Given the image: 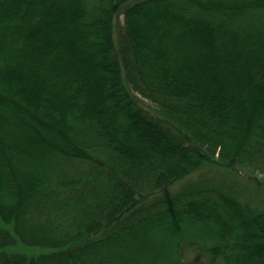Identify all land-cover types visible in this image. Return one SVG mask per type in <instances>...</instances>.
Wrapping results in <instances>:
<instances>
[{"label": "trees", "instance_id": "trees-1", "mask_svg": "<svg viewBox=\"0 0 264 264\" xmlns=\"http://www.w3.org/2000/svg\"><path fill=\"white\" fill-rule=\"evenodd\" d=\"M232 175L264 190V0H0V264H264Z\"/></svg>", "mask_w": 264, "mask_h": 264}, {"label": "rangeland", "instance_id": "rangeland-1", "mask_svg": "<svg viewBox=\"0 0 264 264\" xmlns=\"http://www.w3.org/2000/svg\"><path fill=\"white\" fill-rule=\"evenodd\" d=\"M143 103L144 106L148 109L152 107L149 104V102L146 100H143ZM204 173H205L204 171H199L189 175L185 180L175 183L174 186L171 187L170 191H172L173 193L174 192L178 193L186 183L188 182L193 183L198 181L201 176L205 175ZM205 178L210 181H218L221 179V177L217 176L214 171H208L207 174L205 175ZM222 180H224L226 184L229 185L233 191L243 195V197L256 201V203L264 201V190L257 187L255 188L247 184L245 180L240 178H235L233 175L232 177L225 176L223 177ZM198 253H200V251L197 249V247L195 246L186 247L183 255L184 262L186 264H202L205 261V258L201 253L200 255H198ZM195 257H198L196 258L197 261L192 262Z\"/></svg>", "mask_w": 264, "mask_h": 264}]
</instances>
